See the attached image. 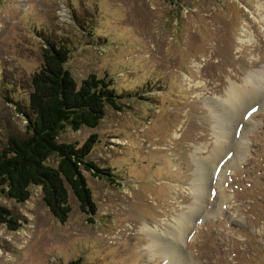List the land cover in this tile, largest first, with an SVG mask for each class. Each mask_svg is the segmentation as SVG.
Returning <instances> with one entry per match:
<instances>
[{
	"label": "rangeland",
	"instance_id": "1",
	"mask_svg": "<svg viewBox=\"0 0 264 264\" xmlns=\"http://www.w3.org/2000/svg\"><path fill=\"white\" fill-rule=\"evenodd\" d=\"M43 32L68 46L77 85L109 76L118 94L133 97L122 111L106 108L96 128L58 137L80 145L95 135L89 159L116 176L110 183L84 173L92 223L70 192L63 225L39 187L21 204L0 195L20 225L0 224V264H165L142 230L165 239L185 219L175 264H264V82H252L259 97L226 123V139L208 110L230 84L247 90L250 75L264 74V0H0V147L26 137L15 107L27 106ZM218 142L227 153L205 169L202 185L199 166Z\"/></svg>",
	"mask_w": 264,
	"mask_h": 264
},
{
	"label": "trees",
	"instance_id": "2",
	"mask_svg": "<svg viewBox=\"0 0 264 264\" xmlns=\"http://www.w3.org/2000/svg\"><path fill=\"white\" fill-rule=\"evenodd\" d=\"M41 39L42 64L32 75L27 106L15 107L26 121V137L10 136L0 147V195L21 204L29 200L30 187H39L49 213L63 225L71 211L70 192L92 223L97 209L84 173L110 183H116V176L112 169L89 159L98 142L95 135L80 145L59 142L58 137L65 128L73 132L96 128L106 108L122 111V101L133 96L118 94L109 76L90 74L77 85L66 69L68 46L44 32ZM0 224L9 231L20 226L12 212L1 205ZM67 264L83 261L76 258Z\"/></svg>",
	"mask_w": 264,
	"mask_h": 264
},
{
	"label": "bare ground",
	"instance_id": "3",
	"mask_svg": "<svg viewBox=\"0 0 264 264\" xmlns=\"http://www.w3.org/2000/svg\"><path fill=\"white\" fill-rule=\"evenodd\" d=\"M263 72V71H262ZM261 74V73H260ZM259 74V75H260ZM258 76V74H257ZM250 83H249V88L247 90L245 89H239L238 87L233 86L232 84H230L229 88L226 91V100H223V102L220 104L221 106H214V104L212 105L211 103L208 104V110H210V112H217V126H218V131L219 134L221 135V139H226V133L224 131V127L225 125H227L226 123L228 122H234L236 123L237 118H239V115L241 116V113L246 109L247 106H251L253 104V101L255 102L257 97H259L257 95L258 92V88L257 86L253 85L252 82H264V74L260 75L259 77L250 75ZM259 83V85H260ZM264 85V84H263ZM260 87V86H259ZM262 87V85H261ZM264 88V87H263ZM220 109L221 111H219L218 109ZM238 123V121H237ZM229 125V124H228ZM223 126V127H222ZM238 136V135H237ZM220 139V140H221ZM221 142H218V144L215 147L213 157L212 159L209 161V164H201L202 166H199V176H197V180L198 182H200L202 185V180L204 178V171H206L207 167H209L211 164H213L214 160L216 157H218V155L220 154H226L227 151L225 149V147L223 148L222 144H220ZM234 152L238 155L241 156L242 155V149L239 146H234ZM210 157V158H211ZM209 158V159H210ZM212 166V165H211ZM206 169V170H205ZM196 189V188H195ZM202 189L203 186L201 188L198 189L197 193H198V200L199 202L202 203ZM197 203V202H196ZM191 211H195L197 208L196 206L191 208ZM200 210V209H199ZM193 215V214H192ZM189 225V221L187 219L185 220H178V229L177 232H171V231H166L164 234L167 235V238H163L157 234H155L154 232H150L149 229L144 228L142 230V232L148 236V239L150 241V245H149V249L150 251H152L153 254H160L163 256L164 258V263L165 264H175L177 262H179V260H182L180 258V254L177 251V241L179 239V236L181 235V232H183V229L188 228ZM168 238H170V240H167ZM178 255V256H177Z\"/></svg>",
	"mask_w": 264,
	"mask_h": 264
},
{
	"label": "snow or ice",
	"instance_id": "4",
	"mask_svg": "<svg viewBox=\"0 0 264 264\" xmlns=\"http://www.w3.org/2000/svg\"><path fill=\"white\" fill-rule=\"evenodd\" d=\"M253 111H255V109H253ZM249 115H251V113H249ZM247 118V117H246ZM237 135H239V132H237Z\"/></svg>",
	"mask_w": 264,
	"mask_h": 264
}]
</instances>
